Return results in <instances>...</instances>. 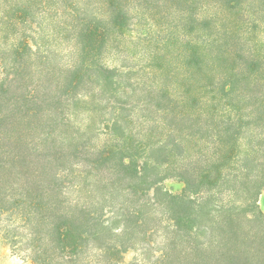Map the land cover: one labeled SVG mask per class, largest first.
<instances>
[{
    "label": "trees",
    "instance_id": "1",
    "mask_svg": "<svg viewBox=\"0 0 264 264\" xmlns=\"http://www.w3.org/2000/svg\"><path fill=\"white\" fill-rule=\"evenodd\" d=\"M1 1L13 35L8 68L0 58V231L11 248L33 264H264V45L256 34L264 1L201 6L196 19L209 48L184 56L183 83L158 88L159 140L139 142L113 119L112 143L71 149L57 132L69 121L68 103L122 85L120 72L101 63L108 28L100 22L124 28L128 10ZM53 13L78 25L81 62L60 70L49 89L39 78L49 72L34 69L39 46L24 33L37 15L53 21ZM205 69L216 77L207 84ZM26 72L36 82L20 81ZM171 176L183 193L161 190ZM130 250L139 254L126 262Z\"/></svg>",
    "mask_w": 264,
    "mask_h": 264
},
{
    "label": "rangeland",
    "instance_id": "2",
    "mask_svg": "<svg viewBox=\"0 0 264 264\" xmlns=\"http://www.w3.org/2000/svg\"><path fill=\"white\" fill-rule=\"evenodd\" d=\"M78 1L82 6L98 7L102 14H107L105 2H111L109 6L113 8L123 5L128 10L124 28H114L106 20L100 22L101 26L108 28V42L102 47L101 63L120 72L118 78L122 85L114 94L106 91L105 87L103 91H96L94 98L82 96L70 101L65 111L69 121L57 132H62L60 137L70 149L82 143L103 146L112 143L107 134L112 120L116 119L121 130L131 132L137 141L150 145L160 139L163 129L161 120L157 118L161 115L153 107L159 101L158 88L183 83L177 71L182 69L184 56L192 54L194 48H209L207 44L211 38L199 30L201 22H198L196 15L203 4L210 5L212 0ZM2 7L0 0V58L5 59L4 64L8 68L11 57L6 55V46H11L13 35L3 24L6 21L2 18ZM53 14V21L37 15L33 19L32 31H21L25 36H31L39 46L40 57L36 59L34 69L45 68L49 72V75L39 74L44 83H52L47 84L51 85L49 89H53L57 80L62 78L60 70L81 62L75 56L81 48L75 41L78 25H71L68 15ZM68 24L70 28H67ZM263 29L262 25L260 32L256 33L258 40L263 41L262 45ZM208 30L209 33L213 32L212 24ZM215 78L205 69L203 84ZM37 79V76L32 77L26 72L20 81L36 82ZM194 87H191L190 94H197L198 90ZM154 118L156 122H150ZM149 133H152V138L147 137ZM142 160L143 157H140L139 162ZM160 188L171 195H179L183 193L185 184L171 176L163 180ZM257 200L259 209L264 212V191L257 196ZM114 205L116 208L117 204ZM2 234L0 231V264H33L26 253L14 251ZM138 254L133 250L128 251L124 256L125 261L131 262Z\"/></svg>",
    "mask_w": 264,
    "mask_h": 264
}]
</instances>
